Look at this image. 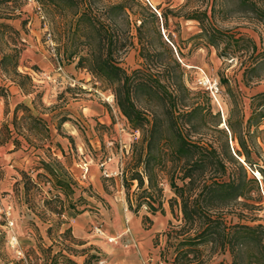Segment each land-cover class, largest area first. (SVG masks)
I'll use <instances>...</instances> for the list:
<instances>
[{
  "label": "trees",
  "instance_id": "trees-1",
  "mask_svg": "<svg viewBox=\"0 0 264 264\" xmlns=\"http://www.w3.org/2000/svg\"><path fill=\"white\" fill-rule=\"evenodd\" d=\"M35 1L44 12H53L59 18L57 53L68 61L77 58L78 68L86 69L105 83L131 128L140 133L122 170L128 209L137 214L145 206L151 215L164 214L165 186L173 192L168 204L172 214L175 208L178 210L179 223L174 225L169 221L164 231L167 246H173V256L167 261L160 253L157 264H209L214 256L226 253L229 264H264V225L232 222L228 218L254 220L256 217L248 213L257 209L250 200L255 194L260 198V187L264 184V168L258 160L264 143V91L251 94L246 113L241 93H235L229 80L222 77L220 82L227 89L231 105L222 118L220 111L213 112L207 90H191L185 84L181 64L159 30V20L163 25L167 21L166 12L158 16L143 0ZM11 2L0 0V77L17 85L25 95H31L36 84L28 73L18 70L23 48L20 45L25 40L20 29L10 23L13 11L8 5ZM240 3L242 12L264 27V0H240ZM212 11L210 15L204 10L186 16L199 22L200 31L191 39L203 40L220 58L244 54L246 59L239 64L243 85L250 88L262 81L264 48H258L249 37L217 27L212 21ZM148 22L162 51L148 36ZM134 39L143 61L141 67L127 72L120 62L134 45ZM0 97L5 99L8 94ZM19 110L23 113L20 117ZM26 120L30 123L29 131L49 133L46 121L21 102L12 110L11 120L2 124L6 138L3 140L0 135V142L12 138L13 145L18 147L17 136L23 134L20 124ZM67 120L65 116L59 119L58 132ZM66 137L72 140L71 136ZM56 145L63 152L60 144ZM40 167L64 197L78 186L56 158L41 160ZM254 171L260 173L262 181L251 174ZM19 173L28 188V183L32 184L30 176L23 170ZM41 175L44 174H37ZM134 181L137 184L135 202L129 194ZM104 182L105 179V191ZM83 211L82 208L76 214ZM141 223L143 228H148L152 220L143 215ZM61 258L65 264H78L69 254ZM98 259L96 254H89L84 264ZM213 264L228 263L220 260Z\"/></svg>",
  "mask_w": 264,
  "mask_h": 264
},
{
  "label": "rangeland",
  "instance_id": "rangeland-1",
  "mask_svg": "<svg viewBox=\"0 0 264 264\" xmlns=\"http://www.w3.org/2000/svg\"><path fill=\"white\" fill-rule=\"evenodd\" d=\"M149 1L152 4V6L148 4L149 7L158 16L162 12L167 14L164 25L159 20V30L163 40L171 46L175 59L181 64L185 84L196 91L206 90L199 83L202 78L212 84L217 82L218 90L214 93L207 90L208 96L213 112L220 111L222 118H225L231 106L230 97L220 80L222 77L227 78L232 90L241 93V100L248 113L251 92L243 85L242 70L239 68L240 62L245 60L246 56L241 54L220 58L213 47L204 45L203 40L191 39V36L200 31L199 22L186 19V16L204 10L210 15L213 10L212 21L217 27L251 38L258 48H264L262 23L242 12L240 0ZM8 6L13 11L12 20L19 21L20 35L22 40H25L24 45H20L23 48L18 70L28 73L32 82L36 84L35 92L28 95L29 106L33 114L39 115L46 121L49 133L39 134L29 131L30 123L26 120L20 124L23 134L17 136L20 141L18 147L13 145L10 150L3 149L9 145L12 138L0 142V151L3 153L9 154L15 151L20 154L11 159L0 155V264L11 261H19L21 264H65L61 255L69 254L75 261L73 256L83 255V251H86L87 255L98 256V261L92 264H106L102 260L106 259L107 253L104 254L105 251L99 248H94V251L89 247L82 249L79 246L82 238L98 239L111 244L116 249L122 246L131 248L135 252L147 251L149 256L153 253L158 255L163 253L166 260L170 261L173 256V246H167L164 231L169 221L174 225L179 223L178 210L175 208L172 214L168 204L173 192L165 186L164 214L157 213L153 216L145 206H142L137 214H133L128 209L125 188L122 180L120 181L122 170L131 154L132 144L139 138L140 133L131 128L118 109L112 91L105 83L86 69L78 68L77 58L68 61L57 53L60 21L53 12L47 13L41 9L46 21L44 26L35 0H12ZM147 25L150 28L149 38H152L154 46L161 50L156 35L152 32L151 24L148 22ZM46 29L50 31L55 44L53 50L47 40ZM175 47L179 53L176 52ZM142 61L138 54L137 40L134 39V45L126 51L120 64L130 72L141 67ZM58 66H61L64 72L58 71ZM261 73H264V69ZM8 82L5 77H0V88H2L0 94L4 96L8 94V98L0 97V100H4V107L2 111L0 110V135L3 140L6 135L1 130L2 124L11 120V111L16 106H14L15 99L13 101L10 98L12 93L7 86ZM262 82L264 83V78ZM254 85L252 84L251 87ZM36 93H40V96H36ZM33 98L35 107L32 104ZM21 102L23 101H18L17 104ZM101 108L107 111L106 122L99 119L102 117ZM22 114L19 110L18 116ZM63 116L68 120L60 126L58 132L56 126ZM73 128L76 129L74 133L76 139L70 140L66 136ZM15 135L14 133L12 136ZM58 136L67 139L65 149L61 147L63 152L56 145L58 142L55 138ZM262 146L263 152L258 160L264 168L262 162L264 143ZM51 158H56L63 171L78 183L67 198L52 186L49 176L45 175L40 167L41 160L51 161ZM21 170L31 178L33 185L28 183V188H25V179L19 173ZM91 170L100 175L102 184L105 179L106 190L101 195L95 192L93 185L85 178ZM104 172L110 175L104 176ZM254 172L251 174L262 181V176L258 178ZM38 173L44 175L37 176ZM74 174L80 176V180L75 178ZM117 189L120 192L117 193ZM135 192H137V184L134 181L129 188L133 202H135ZM108 196H113L116 202L122 200V212L126 216L122 233L116 221L117 212L108 205ZM63 198L65 200L61 201ZM49 199L59 202L46 203L45 200ZM250 202L257 208L252 211L253 213H248L249 216H256L254 220H250V217L239 219L237 216H228V218L232 222L264 225L263 182L260 187V198L255 194ZM72 205L74 206L71 207ZM82 208L84 211L76 214ZM143 215H148L152 220L148 228H143L140 223ZM68 228L70 231H67ZM107 237L112 240L109 241ZM144 240L150 242L145 245ZM220 260L229 264L228 253L214 256L209 264Z\"/></svg>",
  "mask_w": 264,
  "mask_h": 264
},
{
  "label": "crops",
  "instance_id": "crops-1",
  "mask_svg": "<svg viewBox=\"0 0 264 264\" xmlns=\"http://www.w3.org/2000/svg\"><path fill=\"white\" fill-rule=\"evenodd\" d=\"M10 23H12V25L19 29V21H17L16 19L11 20ZM26 36V34H25ZM9 90L11 91V97L14 101V106L18 103V101H23L25 104L30 105V98L28 95H25L24 93L21 92V90L19 89V87L11 82H8L7 84ZM249 91L251 92V94H255L258 92H263L264 91V83L262 81L257 82L253 87L249 88ZM8 98V97H7ZM3 99L0 100V110L2 111L3 109ZM7 110V109H6ZM12 112V111H11ZM100 113L102 115L101 118L103 122H106L107 119V111H104L102 108L100 110ZM75 131L76 129L73 128V130H71L70 132H67V134L69 136H71L72 139H76L75 136ZM55 140L60 144V146L65 149V145L67 143V139L65 137H61L58 136L55 138ZM13 147V143L12 141H10L9 145H7V147H3V149H7L10 150ZM4 154V155H3ZM0 155L7 157L9 159L13 158V157H17V154L15 151L11 152L9 154L7 153H3L2 151H0ZM113 166V165H111ZM74 177L77 178L78 180L79 177L76 176V174H74ZM86 180L93 185L94 190L97 194L101 195V193L104 192L103 189V184L101 182V177L98 173L94 172V171H90L88 175H85ZM116 186L118 188V179L116 178ZM122 180V178H120V181ZM121 184V183H120ZM122 187V186H121ZM117 193L120 192L119 189H117L116 191ZM107 201L109 203V205L112 206V208L115 210L116 213V221L119 224V228L121 229L120 232L122 233L124 230V221H125V213L122 212L123 210V203L122 200L119 201H115L113 196H108ZM154 216V215H153ZM141 223V220H140ZM83 240L79 243V246L82 249H85L86 247L93 248L92 251H94V248H99V249H103V251H105L104 254L107 255L105 260H102V262L106 263V264H157V262L159 261V255L157 253H153L152 256H149L147 251H140L138 250L137 252H135L134 250H132L131 248H123L122 246L120 248H113L111 246V244L106 243L104 241L98 240V239H89V238H82ZM150 242V241H148ZM147 240H144V244L147 245ZM86 251H83V255H79L78 257L73 256V258L75 259V261L78 264H82V261L84 259V257L87 255L85 253Z\"/></svg>",
  "mask_w": 264,
  "mask_h": 264
},
{
  "label": "built area",
  "instance_id": "built-area-1",
  "mask_svg": "<svg viewBox=\"0 0 264 264\" xmlns=\"http://www.w3.org/2000/svg\"><path fill=\"white\" fill-rule=\"evenodd\" d=\"M34 1V0H32ZM145 2L147 4H149L150 6H152L151 2L149 0H145ZM37 4V9H38V12L40 14V19L43 21L44 23V26H46V21H45V16L44 14L42 13V10L40 8V5L36 2ZM46 37H47V40L49 42V45L52 47V50L54 49V42L52 40V36H51V33L48 29H46ZM57 70L58 71H61V72H64L62 67L61 66H58L57 67ZM199 83L206 89V90H209L210 92L214 93L218 90V87H217V82L215 83H210L209 80H204V78L200 79L199 80ZM121 173V172H120ZM110 174H108L107 172H104V176H109ZM109 239V238H108ZM110 241V240H109Z\"/></svg>",
  "mask_w": 264,
  "mask_h": 264
},
{
  "label": "bare ground",
  "instance_id": "bare-ground-1",
  "mask_svg": "<svg viewBox=\"0 0 264 264\" xmlns=\"http://www.w3.org/2000/svg\"><path fill=\"white\" fill-rule=\"evenodd\" d=\"M215 99L217 100V98H215ZM217 102H218V100H217ZM221 124H225V123H221ZM223 126H224V125H223ZM240 159L242 160V158H240ZM254 174H255V176H257L258 178L261 177V175H260V173H259L258 171H255ZM107 238H109V237H107ZM109 240H112V238H109Z\"/></svg>",
  "mask_w": 264,
  "mask_h": 264
}]
</instances>
